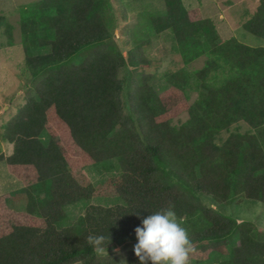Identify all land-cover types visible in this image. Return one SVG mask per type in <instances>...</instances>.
<instances>
[{
    "label": "trees",
    "instance_id": "16d2710c",
    "mask_svg": "<svg viewBox=\"0 0 264 264\" xmlns=\"http://www.w3.org/2000/svg\"><path fill=\"white\" fill-rule=\"evenodd\" d=\"M164 3L165 15L152 21L155 33L171 34L185 66L206 61L196 73L165 74L161 93L142 72L148 60L125 56L115 42L111 0L19 7L25 65L39 81L4 126L3 140L13 148L0 163L22 185L0 196V264H117L102 255L137 242L141 219L170 205L194 251L204 252L193 262L264 264V232L216 209L238 198L264 206V48L221 39L213 22L182 0ZM243 29L264 40V0ZM6 34L12 43L9 25ZM192 86L198 96L189 104ZM182 113L187 121L173 125ZM241 122L250 130L232 132ZM222 132L228 136L218 144ZM87 168L119 170L110 193L94 196L93 183H78L75 171ZM94 197L115 204L85 206L64 226L70 206ZM12 203L23 204V212ZM89 235H103L105 243L95 248ZM125 264H138L134 251Z\"/></svg>",
    "mask_w": 264,
    "mask_h": 264
},
{
    "label": "rangeland",
    "instance_id": "374dc122",
    "mask_svg": "<svg viewBox=\"0 0 264 264\" xmlns=\"http://www.w3.org/2000/svg\"><path fill=\"white\" fill-rule=\"evenodd\" d=\"M39 0H0V154L10 155L12 145L3 140L4 126L17 113L18 109L32 95L34 87L39 79L30 77L25 65V54L21 44V33L19 25V7ZM183 5L189 11L199 10L200 17L213 22L219 36L223 40L235 37L240 43L252 48H264V40L252 36L243 29V24L257 9L260 0H182ZM114 10V36L115 42L121 52L126 56L134 54L148 60V69L142 72L151 76L155 90L158 93L167 88L164 75L185 69L187 72L196 73L204 67L206 57L202 56L185 66L181 56L172 51L174 39L171 34L165 32L157 35L152 21L165 15L166 6L164 0H111ZM11 26L12 43L6 34V27ZM138 47V48H137ZM45 50L43 53H47ZM126 82H130L129 68L121 71ZM129 80V81H128ZM194 85V84H193ZM194 88V86H192ZM189 89L188 103L192 104L198 96L196 89ZM129 85L125 88L124 100L126 112H129L126 95ZM188 119L187 113L175 117L173 125L179 126ZM250 128L245 123H238L231 129L232 132H248ZM228 133L222 132L216 139L218 144L223 143ZM43 141H47V135L43 134ZM115 164V163H114ZM116 165V164H115ZM79 184L91 182L94 184V196L110 193V181L112 177L119 174V170L97 171L93 168L75 171ZM21 183L13 178L7 171L4 162L0 163V196L9 195L21 188ZM17 204V203H16ZM12 203L11 210L23 212V204ZM114 201L93 198L72 205L67 209V219L64 226L72 225L76 219L83 215L86 207L90 205L108 206L114 205ZM206 205H210L206 200ZM215 208V207H214ZM218 212L229 218L237 220L238 223H250L264 232V206L261 203L238 198L228 206L216 207ZM136 242H122L115 245L110 251L104 253L103 257L115 258L117 264H125L126 257ZM229 248V247H228ZM204 259V252L195 249L189 255V264H197L192 261ZM222 261L219 259L217 262ZM215 262V263H217ZM204 264H213L207 262Z\"/></svg>",
    "mask_w": 264,
    "mask_h": 264
},
{
    "label": "clouds",
    "instance_id": "9594fccd",
    "mask_svg": "<svg viewBox=\"0 0 264 264\" xmlns=\"http://www.w3.org/2000/svg\"><path fill=\"white\" fill-rule=\"evenodd\" d=\"M134 232L137 242L133 251L138 264H189V255L194 251L189 232L171 205L142 218ZM87 240L93 247L100 248L106 237L89 235Z\"/></svg>",
    "mask_w": 264,
    "mask_h": 264
}]
</instances>
